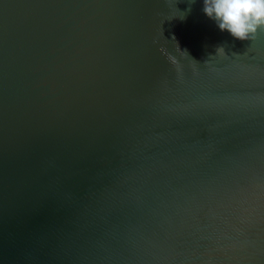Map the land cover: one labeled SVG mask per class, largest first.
I'll use <instances>...</instances> for the list:
<instances>
[{
	"label": "water",
	"instance_id": "95a60500",
	"mask_svg": "<svg viewBox=\"0 0 264 264\" xmlns=\"http://www.w3.org/2000/svg\"><path fill=\"white\" fill-rule=\"evenodd\" d=\"M0 264H264V28L0 0Z\"/></svg>",
	"mask_w": 264,
	"mask_h": 264
},
{
	"label": "clouds",
	"instance_id": "9594fccd",
	"mask_svg": "<svg viewBox=\"0 0 264 264\" xmlns=\"http://www.w3.org/2000/svg\"><path fill=\"white\" fill-rule=\"evenodd\" d=\"M203 12L236 40L254 38L264 28V0H203Z\"/></svg>",
	"mask_w": 264,
	"mask_h": 264
}]
</instances>
